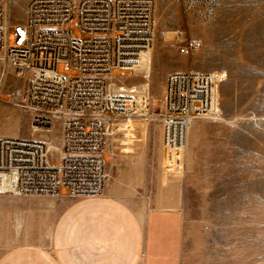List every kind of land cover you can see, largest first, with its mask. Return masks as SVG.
<instances>
[{"label": "rangeland", "instance_id": "374dc122", "mask_svg": "<svg viewBox=\"0 0 264 264\" xmlns=\"http://www.w3.org/2000/svg\"><path fill=\"white\" fill-rule=\"evenodd\" d=\"M25 6L15 0L13 16L22 17ZM156 11L151 78L135 83L149 87L157 112L169 73L225 72L223 118L195 120L184 156L163 147L160 122H122L108 172L124 186L113 199L106 191L85 198L0 194V263L22 250L33 264H47L44 253L58 259L61 239L65 264H148L156 239L167 251L154 264H264V0H156ZM189 41L198 49L181 54ZM19 85L4 78L0 136H22L29 126L28 115L10 104ZM169 179L179 183L165 190Z\"/></svg>", "mask_w": 264, "mask_h": 264}, {"label": "built area", "instance_id": "2783aa9c", "mask_svg": "<svg viewBox=\"0 0 264 264\" xmlns=\"http://www.w3.org/2000/svg\"><path fill=\"white\" fill-rule=\"evenodd\" d=\"M25 1L15 18V0H0L2 76L21 82L10 104L29 123L22 136H0V194L102 196L111 140L125 131L111 134L113 122L158 121L163 147L184 156L192 122L223 118L225 72L169 73L157 112L149 87L135 83L155 45L156 0ZM198 47L189 41L179 51Z\"/></svg>", "mask_w": 264, "mask_h": 264}, {"label": "crops", "instance_id": "0c3cea01", "mask_svg": "<svg viewBox=\"0 0 264 264\" xmlns=\"http://www.w3.org/2000/svg\"><path fill=\"white\" fill-rule=\"evenodd\" d=\"M114 169V171H116V163L114 162L113 165H111ZM129 179V178H128ZM133 184H135V180L129 179ZM179 183L178 180H174V179H169L167 181V186L165 185L163 189H171L173 186H177ZM119 186H124V183H122V181L119 179V177L117 176V174L115 175L110 173V180H109V184L107 185V189L106 192L108 194V198L113 199L114 196H117L119 189L121 190V188ZM123 189V188H122ZM124 190V189H123ZM122 190V192H124ZM180 192V190H179ZM146 222V217L144 216L143 219V226L145 225ZM60 229H61V224L59 225ZM149 228V227H148ZM56 244L58 247V259H54L50 254L48 253H44L46 258V262L47 264H65L66 263V255H65V251H66V241L63 243V241L61 239H57L56 240ZM65 248V249H64ZM162 250H166V249H162L160 244H158V240L156 239H151L149 242V246L148 249L145 253V257L147 258V263L148 264H154L155 263V254L159 253ZM167 251V250H166ZM160 255V253H159ZM161 255H163L161 253ZM166 259L163 256H161V259ZM34 261L33 259H30L29 261L26 259V255L25 252H23L22 250L20 251H15L10 253L0 264H33Z\"/></svg>", "mask_w": 264, "mask_h": 264}, {"label": "bare ground", "instance_id": "6f19581e", "mask_svg": "<svg viewBox=\"0 0 264 264\" xmlns=\"http://www.w3.org/2000/svg\"><path fill=\"white\" fill-rule=\"evenodd\" d=\"M152 58H153V51L149 52L147 55H145V57L143 58L142 62H141V65L139 67V70L141 72L144 73V77L146 78L147 81L150 80L151 78V66H152ZM3 83H4V77L1 78V83H0V92H2V87H3ZM145 117H137V118H133L131 120H128L126 123H130L132 120H140V119H143ZM122 123V122H121ZM121 123H118V122H113L111 125H110V130H111V134L113 133L114 129L116 127H119L121 125ZM194 124V122H192L190 125H189V128H188V142H187V148H188V145H189V137H190V131H191V127L192 125ZM177 154H180L182 152H176ZM110 178V175H109V172H108V179H107V183H108V180ZM107 189V187H106ZM19 226L21 225L20 221H19ZM18 228V227H17ZM21 228V227H20Z\"/></svg>", "mask_w": 264, "mask_h": 264}]
</instances>
